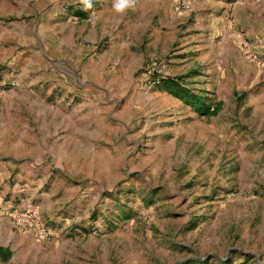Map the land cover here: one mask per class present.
<instances>
[{"label": "rangeland", "instance_id": "374dc122", "mask_svg": "<svg viewBox=\"0 0 264 264\" xmlns=\"http://www.w3.org/2000/svg\"><path fill=\"white\" fill-rule=\"evenodd\" d=\"M115 3L0 67V264H264V0Z\"/></svg>", "mask_w": 264, "mask_h": 264}, {"label": "crops", "instance_id": "0c3cea01", "mask_svg": "<svg viewBox=\"0 0 264 264\" xmlns=\"http://www.w3.org/2000/svg\"><path fill=\"white\" fill-rule=\"evenodd\" d=\"M58 1L0 0V67H14L16 59L26 50L24 45L28 43L29 38L32 39L31 36L34 37L35 47L40 46L42 50V36L48 31L43 18L54 21L53 26L60 30L67 27L62 18L58 17L61 15ZM70 3L76 4L78 0H70ZM70 27L73 31L74 27ZM3 72L4 70L1 74ZM5 78L6 75L3 79ZM6 219L3 218L0 222Z\"/></svg>", "mask_w": 264, "mask_h": 264}, {"label": "trees", "instance_id": "16d2710c", "mask_svg": "<svg viewBox=\"0 0 264 264\" xmlns=\"http://www.w3.org/2000/svg\"><path fill=\"white\" fill-rule=\"evenodd\" d=\"M162 84L172 95L176 98H180L183 102L190 106V108L201 117H212L217 114L220 109L221 103H214V108H212L213 103L208 97L202 94H194L186 90L182 85L173 79H164ZM9 254L6 253L5 249L0 248V259L2 261H7Z\"/></svg>", "mask_w": 264, "mask_h": 264}, {"label": "built area", "instance_id": "2783aa9c", "mask_svg": "<svg viewBox=\"0 0 264 264\" xmlns=\"http://www.w3.org/2000/svg\"><path fill=\"white\" fill-rule=\"evenodd\" d=\"M8 214L9 212L3 207L0 202V220L5 218ZM14 217H16V215H14ZM15 225L16 229L19 232H24L29 229H36L40 232V234H43L44 232L40 220L36 216L31 214H23L17 216V218H15Z\"/></svg>", "mask_w": 264, "mask_h": 264}, {"label": "clouds", "instance_id": "9594fccd", "mask_svg": "<svg viewBox=\"0 0 264 264\" xmlns=\"http://www.w3.org/2000/svg\"><path fill=\"white\" fill-rule=\"evenodd\" d=\"M85 10L92 7L93 0H78ZM135 0H116L114 5L117 12L123 13L134 6Z\"/></svg>", "mask_w": 264, "mask_h": 264}]
</instances>
